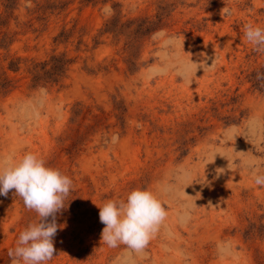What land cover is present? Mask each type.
<instances>
[{
    "label": "rangeland",
    "instance_id": "rangeland-1",
    "mask_svg": "<svg viewBox=\"0 0 264 264\" xmlns=\"http://www.w3.org/2000/svg\"><path fill=\"white\" fill-rule=\"evenodd\" d=\"M115 17L157 25L134 40L106 32ZM246 24L264 28V0H0V166L33 152L73 181L48 264H264V53ZM136 188L166 219L142 253L108 247L96 204ZM37 219L0 196V264Z\"/></svg>",
    "mask_w": 264,
    "mask_h": 264
},
{
    "label": "clouds",
    "instance_id": "clouds-1",
    "mask_svg": "<svg viewBox=\"0 0 264 264\" xmlns=\"http://www.w3.org/2000/svg\"><path fill=\"white\" fill-rule=\"evenodd\" d=\"M244 37L255 51L264 53V28L246 24ZM257 79L264 81V73L258 72ZM118 139V135H113L111 142L115 144ZM254 182L264 185V174H255ZM72 187L71 178L47 166L33 152H25L19 159L0 166V196L7 197L14 190L15 196L38 217L19 233L15 247L9 250L12 264H48L56 256L54 238L58 228L63 227L57 224V215L66 210L65 201ZM96 205L100 223L104 225L102 241L111 248L124 245L135 253L147 248L167 216L161 201L148 189L136 188L125 199Z\"/></svg>",
    "mask_w": 264,
    "mask_h": 264
},
{
    "label": "trees",
    "instance_id": "trees-1",
    "mask_svg": "<svg viewBox=\"0 0 264 264\" xmlns=\"http://www.w3.org/2000/svg\"><path fill=\"white\" fill-rule=\"evenodd\" d=\"M87 1L92 2L96 0H87ZM156 25L157 23L155 22L151 23L147 20H132L127 23L121 24L119 17H115L108 22L106 32L120 35L130 30L131 28L135 27V29H133L130 33L132 35V38L135 40L137 38L144 37L145 35L152 33L156 29ZM52 61H60V59L54 57ZM53 69L59 70L62 68L60 66L55 65L53 66Z\"/></svg>",
    "mask_w": 264,
    "mask_h": 264
}]
</instances>
